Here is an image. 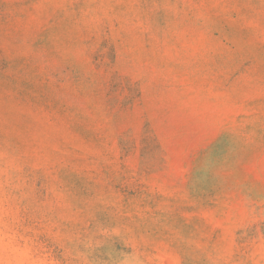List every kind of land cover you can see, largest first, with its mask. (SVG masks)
Instances as JSON below:
<instances>
[{"label":"rangeland","instance_id":"obj_1","mask_svg":"<svg viewBox=\"0 0 264 264\" xmlns=\"http://www.w3.org/2000/svg\"><path fill=\"white\" fill-rule=\"evenodd\" d=\"M0 264H264V0H0Z\"/></svg>","mask_w":264,"mask_h":264}]
</instances>
